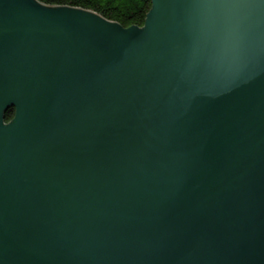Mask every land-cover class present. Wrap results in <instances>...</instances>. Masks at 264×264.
I'll return each mask as SVG.
<instances>
[{"label":"water","instance_id":"1","mask_svg":"<svg viewBox=\"0 0 264 264\" xmlns=\"http://www.w3.org/2000/svg\"><path fill=\"white\" fill-rule=\"evenodd\" d=\"M151 1L0 0V264H264V0Z\"/></svg>","mask_w":264,"mask_h":264},{"label":"trees","instance_id":"2","mask_svg":"<svg viewBox=\"0 0 264 264\" xmlns=\"http://www.w3.org/2000/svg\"><path fill=\"white\" fill-rule=\"evenodd\" d=\"M50 6H70L97 13L124 27L143 26L152 8L151 0H37ZM15 109H9L5 121L13 119Z\"/></svg>","mask_w":264,"mask_h":264}]
</instances>
